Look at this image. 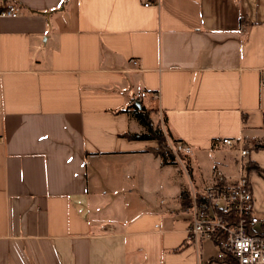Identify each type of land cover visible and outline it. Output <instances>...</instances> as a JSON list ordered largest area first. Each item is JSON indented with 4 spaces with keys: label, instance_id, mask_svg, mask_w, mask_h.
I'll return each instance as SVG.
<instances>
[{
    "label": "crops",
    "instance_id": "obj_1",
    "mask_svg": "<svg viewBox=\"0 0 264 264\" xmlns=\"http://www.w3.org/2000/svg\"><path fill=\"white\" fill-rule=\"evenodd\" d=\"M2 1L0 264L218 260L188 230L193 196L237 171L224 139L252 151L264 218V0ZM139 112L192 158L131 139Z\"/></svg>",
    "mask_w": 264,
    "mask_h": 264
},
{
    "label": "built area",
    "instance_id": "obj_2",
    "mask_svg": "<svg viewBox=\"0 0 264 264\" xmlns=\"http://www.w3.org/2000/svg\"><path fill=\"white\" fill-rule=\"evenodd\" d=\"M18 16L16 8L0 0V18ZM222 144L236 147L237 171L231 176L219 175L204 194L193 196L188 239L194 243L214 241L225 252L224 261L218 264H264V218L256 213L250 177L254 171L252 151L241 141L224 139ZM171 149L177 159L181 154L194 155V149L184 143L172 144Z\"/></svg>",
    "mask_w": 264,
    "mask_h": 264
},
{
    "label": "trees",
    "instance_id": "obj_3",
    "mask_svg": "<svg viewBox=\"0 0 264 264\" xmlns=\"http://www.w3.org/2000/svg\"><path fill=\"white\" fill-rule=\"evenodd\" d=\"M138 121L146 128L147 132L141 135H132L130 136L131 139L134 140H146V141H155L157 142L158 146L153 150L155 156L160 157L163 165H171L175 164L177 157L174 155L171 145L168 140V134L164 132L161 125L154 126L152 120L149 118L148 115L144 113H137L135 114ZM181 157H185V155L181 154ZM255 170H259V167L253 166ZM224 250L221 249V257L216 261H210L208 264H213V262H223L225 259Z\"/></svg>",
    "mask_w": 264,
    "mask_h": 264
},
{
    "label": "rangeland",
    "instance_id": "obj_4",
    "mask_svg": "<svg viewBox=\"0 0 264 264\" xmlns=\"http://www.w3.org/2000/svg\"><path fill=\"white\" fill-rule=\"evenodd\" d=\"M157 121L158 120H156L154 123H155V125L157 126ZM145 129V128H144ZM234 150L236 151V148H234ZM258 150V149H257ZM225 152V151H224ZM226 154L228 155L229 154V152L228 151H226ZM193 156V155H192ZM192 156H187L186 155V157L187 158H192ZM208 156V160L207 161H205V166L207 167V168H211V166L212 165H214V163H216L217 165H219V169H218V173H219V171H222V166H221V163H222V161H223V156H224V154L222 153L221 154V152H217V153H209V155H207ZM216 156V157H215ZM181 158H183V157H181ZM185 161V160H184ZM220 163V164H219ZM208 172V171H207ZM211 172H212V170H211ZM210 173V172H209ZM216 172H214V174H215ZM213 173H212V175H214ZM211 253L212 254H214V250L213 251H211Z\"/></svg>",
    "mask_w": 264,
    "mask_h": 264
}]
</instances>
